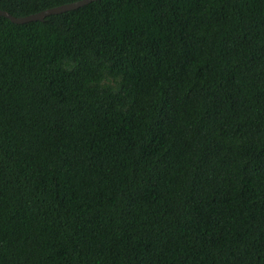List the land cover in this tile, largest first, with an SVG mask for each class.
Listing matches in <instances>:
<instances>
[{
  "label": "trees",
  "instance_id": "trees-1",
  "mask_svg": "<svg viewBox=\"0 0 264 264\" xmlns=\"http://www.w3.org/2000/svg\"><path fill=\"white\" fill-rule=\"evenodd\" d=\"M0 264H264V0L0 16Z\"/></svg>",
  "mask_w": 264,
  "mask_h": 264
},
{
  "label": "water",
  "instance_id": "water-1",
  "mask_svg": "<svg viewBox=\"0 0 264 264\" xmlns=\"http://www.w3.org/2000/svg\"><path fill=\"white\" fill-rule=\"evenodd\" d=\"M94 1H97V0H81V1H77L74 3L66 4V5H61L58 7H54L51 9L41 11L36 14L28 15L25 17H19V18H15L11 16L10 14H8L7 12L0 10V16L8 19L10 22L14 24H19V25L30 23V22H37V21L42 22L44 18L48 16L62 14L68 11H73L80 7L88 5L89 3L94 2Z\"/></svg>",
  "mask_w": 264,
  "mask_h": 264
}]
</instances>
